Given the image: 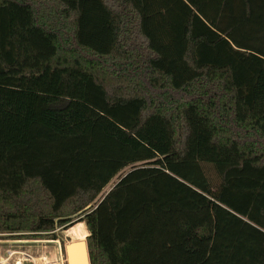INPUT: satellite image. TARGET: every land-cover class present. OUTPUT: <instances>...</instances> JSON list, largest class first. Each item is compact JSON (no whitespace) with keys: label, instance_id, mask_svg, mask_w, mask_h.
<instances>
[{"label":"trees","instance_id":"trees-1","mask_svg":"<svg viewBox=\"0 0 264 264\" xmlns=\"http://www.w3.org/2000/svg\"><path fill=\"white\" fill-rule=\"evenodd\" d=\"M82 221L90 264H264V0H0V236Z\"/></svg>","mask_w":264,"mask_h":264},{"label":"rangeland","instance_id":"rangeland-1","mask_svg":"<svg viewBox=\"0 0 264 264\" xmlns=\"http://www.w3.org/2000/svg\"><path fill=\"white\" fill-rule=\"evenodd\" d=\"M79 223L75 222L68 228L57 230L55 239L0 236V264H34L35 259L37 264H65L64 244L77 239L85 240L87 232L84 223L81 222L83 228Z\"/></svg>","mask_w":264,"mask_h":264},{"label":"water","instance_id":"water-1","mask_svg":"<svg viewBox=\"0 0 264 264\" xmlns=\"http://www.w3.org/2000/svg\"><path fill=\"white\" fill-rule=\"evenodd\" d=\"M64 253L66 264H90L85 240L77 239L64 244Z\"/></svg>","mask_w":264,"mask_h":264},{"label":"bare ground","instance_id":"bare-ground-1","mask_svg":"<svg viewBox=\"0 0 264 264\" xmlns=\"http://www.w3.org/2000/svg\"><path fill=\"white\" fill-rule=\"evenodd\" d=\"M80 227L83 228V224L80 222L79 223ZM80 230V229H79ZM79 232V231H78ZM83 232V231H82ZM81 233V232H80Z\"/></svg>","mask_w":264,"mask_h":264},{"label":"crops","instance_id":"crops-1","mask_svg":"<svg viewBox=\"0 0 264 264\" xmlns=\"http://www.w3.org/2000/svg\"><path fill=\"white\" fill-rule=\"evenodd\" d=\"M34 261H35V262H34V264H37V262H36V261H37V259H35ZM32 262H33V259H32Z\"/></svg>","mask_w":264,"mask_h":264},{"label":"flooded vegetation","instance_id":"flooded-vegetation-1","mask_svg":"<svg viewBox=\"0 0 264 264\" xmlns=\"http://www.w3.org/2000/svg\"><path fill=\"white\" fill-rule=\"evenodd\" d=\"M66 264V263H65Z\"/></svg>","mask_w":264,"mask_h":264}]
</instances>
